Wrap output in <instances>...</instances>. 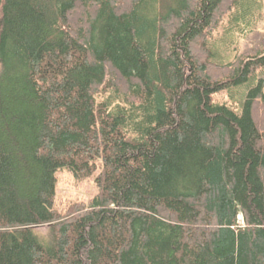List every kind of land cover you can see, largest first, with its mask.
Listing matches in <instances>:
<instances>
[{
  "label": "trees",
  "instance_id": "obj_1",
  "mask_svg": "<svg viewBox=\"0 0 264 264\" xmlns=\"http://www.w3.org/2000/svg\"><path fill=\"white\" fill-rule=\"evenodd\" d=\"M241 4L0 0V264H264V82L214 100L264 70L259 33L214 61ZM99 159L55 211L56 172Z\"/></svg>",
  "mask_w": 264,
  "mask_h": 264
},
{
  "label": "rangeland",
  "instance_id": "obj_2",
  "mask_svg": "<svg viewBox=\"0 0 264 264\" xmlns=\"http://www.w3.org/2000/svg\"><path fill=\"white\" fill-rule=\"evenodd\" d=\"M256 33L264 36V0H243L241 6L232 10L221 22L220 27L213 31L212 42L215 51L218 55L220 53L222 58H226L225 53L230 54L227 51L228 47H234L235 49L232 48L233 54L240 56L248 50L249 44L254 40L253 35ZM232 39H234V45H229ZM262 81L264 82V70L260 71L247 85L217 94L214 97L215 103L230 108L234 105L239 106L240 101L242 104L246 100L248 90L258 86ZM236 111L242 113L241 106ZM96 165L97 169L92 175L82 179H77L68 169L56 172L55 211L63 215L73 204L86 203L89 205L97 199L99 188L96 179L101 171L102 161L97 160ZM48 230V227H43L39 231L47 235Z\"/></svg>",
  "mask_w": 264,
  "mask_h": 264
},
{
  "label": "bare ground",
  "instance_id": "obj_3",
  "mask_svg": "<svg viewBox=\"0 0 264 264\" xmlns=\"http://www.w3.org/2000/svg\"><path fill=\"white\" fill-rule=\"evenodd\" d=\"M242 2H243V0H242ZM254 37V36H253ZM234 45V39H232L231 40V42L229 43V45ZM212 45H213V51H214V54H215V56H214V61L215 62H218V63H221V64H227V63H232V62H235L237 59H238V56H239V54L238 55H235V54H233V52H232V48L233 49H235L234 47H228L227 48V51H229V53L230 54H226L225 53V55H226V58H222V56H220L221 54L219 53V55H218V52L217 51H215V48H214V44H213V42H212ZM225 50V49H224ZM223 52V51H222ZM233 56V57H232ZM262 71V70H261ZM260 72V71H259ZM259 72H257L254 76H253V78L259 73ZM239 107H240V105L239 106H237V105H234L233 107H231V109H233V110H238L239 109ZM235 110V111H236ZM238 220H239V223L240 224H242L243 223V218L241 217V216H239V218H238ZM41 228H43V227H41ZM41 228H37V231H39ZM40 232V231H39Z\"/></svg>",
  "mask_w": 264,
  "mask_h": 264
}]
</instances>
